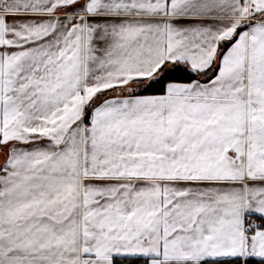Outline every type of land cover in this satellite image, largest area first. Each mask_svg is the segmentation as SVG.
I'll return each mask as SVG.
<instances>
[{
	"label": "snow or ice",
	"instance_id": "6c2138e0",
	"mask_svg": "<svg viewBox=\"0 0 264 264\" xmlns=\"http://www.w3.org/2000/svg\"><path fill=\"white\" fill-rule=\"evenodd\" d=\"M0 264H264V0H0Z\"/></svg>",
	"mask_w": 264,
	"mask_h": 264
}]
</instances>
